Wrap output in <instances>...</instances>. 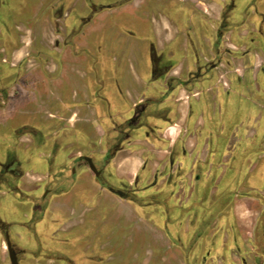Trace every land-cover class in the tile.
<instances>
[{"label":"crops","instance_id":"1","mask_svg":"<svg viewBox=\"0 0 264 264\" xmlns=\"http://www.w3.org/2000/svg\"><path fill=\"white\" fill-rule=\"evenodd\" d=\"M260 1L253 0L257 14L261 13ZM227 2L133 0L109 12L120 17L132 15L134 8L138 9L136 26L145 34L142 41L145 45L139 53L132 54L133 45L129 44L130 50L125 54L134 63L131 62L132 68L129 76L124 77L121 89L126 99L125 110L115 113L126 116L130 107L142 103L145 125L129 134L122 144L124 148L111 161L115 175L129 184L145 169L144 162L147 163L148 170L137 185L139 204L102 191L108 204L102 206L114 210L110 219L114 228L134 227L133 232L153 245L150 252L146 250L142 264H197V261L200 264V257L218 254L219 264H226L234 248L239 264H264V203L258 195L264 193V102L259 100L264 96V76L259 77L263 84L259 87L257 78L262 63L248 52L241 58H232L226 52L230 49L228 44L223 41L218 44V28ZM130 24L131 21L127 26ZM116 28L115 20L108 29L116 32ZM228 33L233 32H225L223 38ZM120 37H117L119 50ZM151 44L157 52H165V59L171 61V74L162 81L151 80L149 75L147 49ZM214 56L221 67L204 69L203 57L212 60ZM198 66L203 68L196 75H189ZM156 170L159 178L153 184ZM168 177L170 192H165L168 196L163 200L156 201L153 195L166 187ZM87 180L88 185L95 186ZM79 187L75 185L65 194L76 193ZM18 188L29 193L31 180L22 178ZM232 191V199L223 198ZM1 194L2 184L0 198ZM213 194L219 195L217 200L209 199V205H220L215 214L191 216L189 213L187 217L181 214L184 205H194L195 200ZM55 195L48 198L47 205L16 201L1 205L0 199V221L7 225L11 242L20 251L18 264H74L64 256L68 260L54 262L48 250L41 261L30 259L21 242L38 231L53 234L54 229L66 232L84 224L89 209L70 201V205H65V200ZM93 200L92 196L85 199L91 204ZM138 212L140 219L135 217ZM57 215L61 221L46 230V223ZM229 220L234 232H229ZM248 256L250 259L246 261ZM202 259L201 264L210 261ZM7 263L10 264L0 234V264Z\"/></svg>","mask_w":264,"mask_h":264},{"label":"rangeland","instance_id":"2","mask_svg":"<svg viewBox=\"0 0 264 264\" xmlns=\"http://www.w3.org/2000/svg\"><path fill=\"white\" fill-rule=\"evenodd\" d=\"M98 1L106 4L117 0ZM91 3V0H0V24L3 28L0 33V50L4 49L9 54L3 56L0 52V60H4L5 66L4 69L0 68V75L4 76L0 81V138L4 137L5 143L12 144L20 137L21 140L17 143L20 144L19 153L22 160L27 159L26 147L31 144L35 146L37 159L42 162L51 160L39 169L42 172L46 169L50 173L55 170L68 172L73 164L67 162V159L76 155L95 156L110 146L104 142H108L107 139L113 132L107 121L101 123L100 127L97 119L98 106L101 113H106L107 104L102 99L103 93L111 102L120 107L124 106L125 99L123 94L120 97L119 92L124 86V77L129 76L131 62L134 61L127 59L122 52L127 54L131 44L134 50L130 52L137 55L140 47L145 45L142 42L145 34L136 26L135 17L139 14L136 8L131 12L132 15L120 17L111 16L109 11L105 10L92 18L88 24V21L84 20L83 24L87 26L80 34H71L69 29L78 23L77 18V21H74L72 17H86ZM259 8L264 15V0L259 2ZM243 19L245 25L241 28L242 33L227 34L224 40L233 41L234 45L237 43L238 47L228 44L230 50L237 51L233 56L245 55L246 46L248 55L258 59L263 66L264 19L261 17L257 25L260 32L251 33L247 37V30L253 26L248 19ZM113 20H116V32L108 29L113 25ZM9 27L14 29V33L8 30ZM119 35L122 36V40L118 42L122 45V52L117 47ZM86 44V50L76 49ZM96 45L101 48L98 50ZM12 49L17 50L11 54ZM13 74H16L14 80L11 77ZM95 75H99V84L95 82ZM262 76L264 66L257 78L259 87ZM101 86L104 87L103 92ZM98 90L99 100L93 99L92 91ZM259 100L264 102V96ZM82 133L86 136L83 140ZM11 135L13 137L8 139ZM30 159L29 162L21 163V170L37 172L32 166L36 167L38 163L34 158ZM38 174L34 175V179L42 180L43 177ZM30 175L29 173L27 178H31ZM87 175L92 177L89 172ZM64 187L61 191L57 187L55 196L58 194L63 198L65 205H70V201L73 205L86 206L89 210L85 215L84 224L66 232L54 229L53 234L50 231H38V234L30 239H23L21 242L31 256L30 259L38 258L41 261L48 250L56 263L68 260H64L67 257L74 264H142L146 250L150 252L153 245L147 242L144 236L133 232L134 227L123 226L120 230L114 228L110 221L114 210L108 211L106 206H102L108 205L106 195L102 191L84 183L76 193L67 195ZM165 192H170L168 185L159 195H155L156 201L167 197ZM233 194V191L224 194L223 198L230 200ZM87 195L94 198L92 204L85 201ZM258 195L264 203V193ZM218 196L208 195L207 199L202 197L200 201L195 200L194 205H184L185 211L181 214H185L184 217L189 213L191 216H203L210 212L215 214L220 205H209V202L211 199L217 200ZM31 198L35 200L34 195ZM0 199L1 205H11L8 204V196ZM154 205L165 207L159 203ZM135 217L140 219L139 212ZM59 218L57 215L49 219L50 223L45 225L46 230L55 227L61 221ZM228 224L229 232H234L230 220ZM209 256H202L207 261L210 260L207 264H219L221 255L211 258ZM202 257L200 264L203 263ZM245 259L247 261L250 257ZM239 261L237 250L234 248L226 264H239ZM192 263H195L194 258ZM196 263L198 264V261Z\"/></svg>","mask_w":264,"mask_h":264},{"label":"flooded vegetation","instance_id":"3","mask_svg":"<svg viewBox=\"0 0 264 264\" xmlns=\"http://www.w3.org/2000/svg\"><path fill=\"white\" fill-rule=\"evenodd\" d=\"M92 3L90 5L89 12L87 16L85 17H72L74 21L78 20L77 25L71 27L69 32L75 33V34H80L85 26L94 18L95 16L99 15L100 13L104 12L105 10H108L109 12L114 10L117 7H121L127 3H130L133 0H117L113 1V3H99L98 0H91ZM97 1V3H96ZM149 1V0H147ZM246 3V4H244ZM244 4V5H243ZM253 0L248 1V0H228L227 4L224 5V9L222 12V16L220 19V25L218 28V33H217V42L223 41L226 42L227 44H234L233 41H225L223 36L225 32H234L236 35H239L241 28L245 25L244 24V19H248L250 24L253 26V28L247 30V35L246 37L251 34V33H256L260 32L259 28L257 25H259V22L261 21L260 18L262 17L264 19V15L262 13L257 14L253 10ZM243 5V6H242ZM242 6V7H241ZM243 9V10H242ZM248 11H247V10ZM244 10L245 13H244ZM252 10V12H251ZM247 14H252L251 16H247ZM77 18V20H76ZM91 18V19H89ZM262 19V20H263ZM87 20V24H83ZM258 29H257V28ZM3 28L0 24V33L2 32ZM11 32L14 29L9 27ZM18 30L16 29L15 32ZM231 35V33H228ZM233 34V33H232ZM75 44V43H73ZM77 46V44H75ZM72 46V44H71ZM235 46L238 47L237 43H235ZM73 47V46H72ZM87 44L85 46H78L76 49H83L86 50ZM97 49L99 50L101 47L100 45H96ZM17 49H12L10 52L11 54L14 53V51ZM149 50V51H148ZM121 51V50H120ZM226 50L222 51L224 53ZM3 56H8V52H6L4 49L0 50ZM9 52V53H10ZM122 52V51H121ZM226 52H228V55L231 56L232 58H241L242 56H233L234 54H237L235 52L237 51H232L228 49ZM245 54L247 53L246 46H245ZM147 53L149 55V75L151 80H163L168 74H171V61L165 59V52L159 51L157 52L154 48V46L151 44L150 47L147 49ZM122 55L126 56L123 52ZM230 57V58H231ZM127 58V56H126ZM113 59V57H112ZM128 59V58H127ZM202 61H206V68L207 70H210V68L213 69H219L221 66H219V61L218 58L215 56L212 57V60L207 59L206 57H203ZM95 63V61H93ZM229 64V63H228ZM263 66H264V58H263ZM261 66V69L262 67ZM4 60H0V68L4 69ZM203 67L198 66L197 69L189 74V75H196L200 69ZM139 68L136 67V70ZM95 78V82L99 84L100 79H98L99 75ZM12 80L15 79L16 74H13ZM2 78V79H1ZM4 78L3 75H0V81H2ZM113 79V78H112ZM189 79V78H188ZM187 79V81H188ZM114 80V79H113ZM166 83H171V76H169L166 80ZM165 83V84H166ZM104 87L101 86V89L103 92ZM120 90V89H119ZM2 92L0 91V94ZM99 93L100 90L98 91H92V98L99 100ZM120 97L122 95V91L119 92ZM123 97V96H122ZM124 98V97H123ZM106 101L107 104V110L106 113L100 112L99 106H98V122L104 123L107 121V124L110 126L113 135L110 138H106L108 140L104 142V144H109L110 146L103 151V153H98L95 156H82V155H76L75 157H72L71 159H67V162H70L73 164L70 168L69 171L67 170H55L53 172H49L48 169L43 170L42 172L41 169L43 167V164L47 165V163L51 162L50 159L47 161L44 160L43 162L40 161V159H37L35 156V150L32 144L26 147V160H22L20 157L19 153V148L20 144L17 143L20 141V137L17 139V141L10 143H5V138L1 137L0 138V184L3 185V194H1V197H9L8 204L10 202H21V203H32L33 205H47L48 198L56 193L57 187L60 189H63L64 187L66 190H69V188H74L75 185H81L84 183H87V179L90 180L92 184H94L95 188L101 191H105L106 193H110L111 195L121 199L125 200L130 203H138L139 204V196L138 193L140 192V189L137 188V185L140 181V178L145 171H147V163L144 162L143 171L137 176L130 184L126 182L125 180L120 179L118 176L115 175L113 172V169L111 168V161L115 157V154L122 150L124 148L123 142H125L126 138L129 136L131 132H135L136 129L140 128L141 126L145 125V107L142 106V103L135 104L134 106L130 107L128 115L124 114H118L116 115V111L118 110L119 112H123L125 110L126 106V99L123 107H120L114 102H111L107 96L104 95L103 93V98ZM67 109H70L69 107L66 106ZM103 114V115H101ZM105 120V121H104ZM75 125L73 126L74 129ZM103 127V126H102ZM72 129V130H73ZM70 130V129H69ZM70 132V131H69ZM14 133V131H13ZM73 133V132H72ZM14 136V134H12ZM8 137V139L12 138L13 136ZM82 140L86 137L84 133L81 134ZM7 139V140H8ZM76 140H78L76 138ZM100 140V139H99ZM97 143V142H96ZM98 145L100 143H97ZM34 158L38 164L34 167V170H38L37 172H31V171H26V170H21V163L23 162H29L31 159ZM86 159H90L92 165L94 166L97 174L92 172L89 168V164ZM22 160V161H20ZM39 167V168H37ZM41 171V172H40ZM87 172H89L92 177H88ZM31 174V178H27L28 174ZM40 173V175L43 177V179H37L32 180L34 178V175ZM158 170L154 173L155 175L153 176V184L156 182V180L159 178ZM39 175V174H38ZM161 176V175H160ZM163 176V175H162ZM25 179H30L31 180V188L32 190L27 192H21L18 188L19 181L24 178ZM87 180V181H86ZM171 179L168 177L166 178V185H168V182ZM151 185V184H150ZM61 187V188H60ZM79 189V188H78ZM34 195L35 200L33 201L31 196ZM89 195V194H88ZM87 195V196H88ZM157 195V194H156ZM159 195V194H158ZM153 199H155V195H153ZM260 198V197H259ZM262 201V200H261ZM263 203V201H262ZM0 234L2 236L3 242H4V247L7 252V257L9 260L8 256V251L6 248V241L9 242L15 256L17 259V264L18 260L21 258L20 257V251L15 248V246L12 244L9 234L7 232V225L2 223L0 221ZM10 263V261H9Z\"/></svg>","mask_w":264,"mask_h":264},{"label":"water","instance_id":"4","mask_svg":"<svg viewBox=\"0 0 264 264\" xmlns=\"http://www.w3.org/2000/svg\"><path fill=\"white\" fill-rule=\"evenodd\" d=\"M86 160H87V162L89 164L90 170L92 172H94L95 174H97V172H96L94 166L92 165L90 159H86ZM6 248H7V251H8V256H9L10 264H17L16 256H15V254H14V252H13V250H12V248H11V246H10V244H9L8 241H6Z\"/></svg>","mask_w":264,"mask_h":264}]
</instances>
